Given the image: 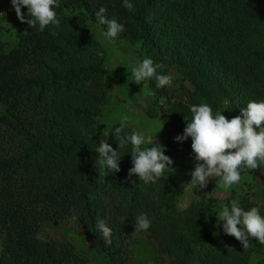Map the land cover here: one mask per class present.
Returning a JSON list of instances; mask_svg holds the SVG:
<instances>
[{
    "label": "trees",
    "instance_id": "1",
    "mask_svg": "<svg viewBox=\"0 0 264 264\" xmlns=\"http://www.w3.org/2000/svg\"><path fill=\"white\" fill-rule=\"evenodd\" d=\"M131 3L129 10L123 0H59V28L40 31L37 24L10 50L0 39V264H91L87 249L51 231L68 225L81 228L89 250L108 264H128L140 213L149 216L145 232L170 264H252L250 249L225 235L222 221L209 219L216 199L179 210L163 177L149 185L128 179L127 149L120 172L96 166L102 140L118 148L120 121L108 128L101 120L108 71L88 21L98 24L95 12L107 8L125 25L114 40L139 44L142 59L183 75L185 96L170 121L182 135L192 105L207 103L215 113L227 103L236 115L249 101L264 100V46L255 41L264 35V0ZM97 219L112 228L111 245L96 230Z\"/></svg>",
    "mask_w": 264,
    "mask_h": 264
},
{
    "label": "clouds",
    "instance_id": "2",
    "mask_svg": "<svg viewBox=\"0 0 264 264\" xmlns=\"http://www.w3.org/2000/svg\"><path fill=\"white\" fill-rule=\"evenodd\" d=\"M17 18L35 28L39 25L44 31L49 25L59 28L61 19L56 8L59 0H10ZM123 6L131 10V0H123ZM27 8V17L22 12ZM107 8L100 7L95 12L99 25L106 26L104 36L114 40L125 30V25L115 18H109ZM4 27V26H0ZM52 35H56L53 30ZM163 65L154 62L151 57L131 65L132 81L137 84L154 79L157 88H165L173 83L172 74L159 71ZM191 118L182 135L175 137L176 142H184L191 138V149L194 154L195 168L191 172L190 186L202 191L208 187L211 180L219 181L221 189H231L240 185L242 173L252 171L264 164V100L249 101L246 106L240 107L238 114L227 118L221 111L213 112L207 103L191 106ZM130 123L127 116L121 118L119 127L115 128L114 135L118 140V148L102 140L94 148L98 153L95 163L106 173L121 171L120 160L124 155L122 150L127 149L131 154L132 167L128 170V179L133 175L145 185L156 184L171 169L173 160L165 154V147L154 144L147 130L124 131ZM161 130V129H160ZM159 130V131H160ZM135 182V181H132ZM222 224L219 227L225 235H230L240 241L244 248L250 243V238L264 244V214L260 206L245 208L233 199L230 205H224L215 213ZM76 217H73L75 220ZM151 220L146 213L136 217L135 230L147 231L151 227ZM95 228L100 232L106 245L112 243V228L104 219H97ZM43 240V236H37Z\"/></svg>",
    "mask_w": 264,
    "mask_h": 264
},
{
    "label": "rangeland",
    "instance_id": "3",
    "mask_svg": "<svg viewBox=\"0 0 264 264\" xmlns=\"http://www.w3.org/2000/svg\"><path fill=\"white\" fill-rule=\"evenodd\" d=\"M22 12L25 14L24 8ZM88 24L91 34L101 44V55L108 71L109 100L101 120L110 128L127 116L130 121L128 126L132 131L147 130L148 135L154 139V144L165 147V154L173 160V164L162 177L173 191L176 207L185 210L195 201L213 198L217 200V205L209 214V219L218 220L215 213L235 199L245 208L260 206L264 214V164L258 172L242 174L240 185L231 189H221L218 180H211L208 187L202 191L190 186L191 172L195 168L194 154L191 147H185L183 142L175 141L178 134L173 132L170 126L171 113L176 109L174 106L185 96L186 82L183 75L173 67L164 66V74H172L173 83L162 88V92H157L151 87L152 80L137 84L132 81L131 65L138 59L142 60L140 45H133L123 38L109 40L104 36L99 24L92 21H88ZM0 26H4L0 27V39L7 50L15 47L20 38L33 29L17 18L10 0H0ZM255 41L264 46V35L257 37ZM218 111L227 118L234 116L227 103ZM188 141L192 143L191 138ZM51 231L57 233L59 238L87 249L91 264H108L101 255L89 250L86 235L81 228L68 225L61 230ZM1 232L0 226V250ZM248 248L251 251L252 264H263L264 244L250 238ZM128 264H170V260L168 255L157 249L147 232L138 230L130 246Z\"/></svg>",
    "mask_w": 264,
    "mask_h": 264
}]
</instances>
